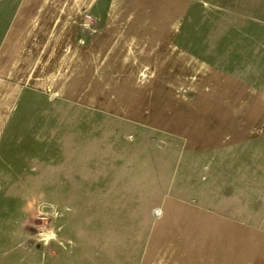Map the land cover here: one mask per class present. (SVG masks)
<instances>
[{"label":"crops","instance_id":"0c3cea01","mask_svg":"<svg viewBox=\"0 0 264 264\" xmlns=\"http://www.w3.org/2000/svg\"><path fill=\"white\" fill-rule=\"evenodd\" d=\"M11 6L0 14V264H264V81L189 50L191 1ZM84 14L94 33L81 31ZM46 111L91 113L174 142L143 234L129 217L65 213L48 226L57 239L37 243L27 221L40 204L5 193L30 185L15 166L31 160L23 146L36 139L25 129Z\"/></svg>","mask_w":264,"mask_h":264},{"label":"rangeland","instance_id":"374dc122","mask_svg":"<svg viewBox=\"0 0 264 264\" xmlns=\"http://www.w3.org/2000/svg\"><path fill=\"white\" fill-rule=\"evenodd\" d=\"M190 1L182 37L189 50L242 77L258 73L264 81V0ZM15 2L0 0V14ZM35 117L39 127L25 129V134L36 140L23 146L31 160H18L15 166L32 186L5 193L9 199L40 204L38 214L27 221L29 228L36 234L42 228L53 230L50 222L65 213L112 215L121 221L129 217L137 235L143 234L145 212L166 183L174 142L148 132L136 136L91 113L46 111ZM54 121H59L55 128ZM4 184L0 178V190Z\"/></svg>","mask_w":264,"mask_h":264},{"label":"built area","instance_id":"2783aa9c","mask_svg":"<svg viewBox=\"0 0 264 264\" xmlns=\"http://www.w3.org/2000/svg\"><path fill=\"white\" fill-rule=\"evenodd\" d=\"M81 31L85 34H91L95 32L94 19L89 14H84L81 20ZM132 138H130L131 140Z\"/></svg>","mask_w":264,"mask_h":264},{"label":"clouds","instance_id":"9594fccd","mask_svg":"<svg viewBox=\"0 0 264 264\" xmlns=\"http://www.w3.org/2000/svg\"><path fill=\"white\" fill-rule=\"evenodd\" d=\"M39 239L37 240V243H43V245L45 247L48 246V244L51 242V241H54L57 239L56 235H55V232L51 229L45 231L43 228L40 229L39 231Z\"/></svg>","mask_w":264,"mask_h":264}]
</instances>
